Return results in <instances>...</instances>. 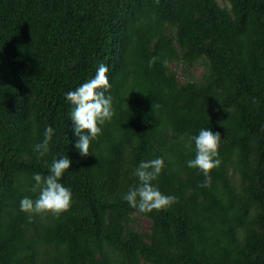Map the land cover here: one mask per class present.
<instances>
[{
    "label": "trees",
    "instance_id": "obj_1",
    "mask_svg": "<svg viewBox=\"0 0 264 264\" xmlns=\"http://www.w3.org/2000/svg\"><path fill=\"white\" fill-rule=\"evenodd\" d=\"M100 64L115 116L83 157L66 93ZM202 128L221 133L210 187L187 164ZM61 155L71 209L30 220L20 201ZM160 157L177 202L140 213L122 196ZM0 264H264V0H0Z\"/></svg>",
    "mask_w": 264,
    "mask_h": 264
},
{
    "label": "clouds",
    "instance_id": "obj_2",
    "mask_svg": "<svg viewBox=\"0 0 264 264\" xmlns=\"http://www.w3.org/2000/svg\"><path fill=\"white\" fill-rule=\"evenodd\" d=\"M157 59L155 56L152 57L148 66L151 68ZM108 74L109 68L100 64L93 78L82 83L75 90L66 93L67 101L73 106L70 115L71 120L74 121L75 134L78 137L75 147L83 157L92 154L90 152L91 142L99 140L103 126L111 122L115 116L113 97L110 94L106 95L111 88ZM53 132L51 126L46 127L43 141L34 145V151L40 157L48 153ZM191 139L195 142L196 155L194 159L187 162L188 167L197 168L203 173L205 180L201 187H210L211 171L219 167L221 163L218 159L221 133L214 132L210 128H202L199 134ZM71 165L72 160L69 156L61 155L59 158L53 159L48 175L34 174L35 185L32 191L37 193L36 199L26 196L20 201V210L28 214L30 220L35 216L46 219L48 215L59 218L71 209V189L60 182ZM164 167L163 157L142 161L134 173L139 179V186L133 187L123 194L122 199L140 213L170 209L177 202V198L163 194L153 184Z\"/></svg>",
    "mask_w": 264,
    "mask_h": 264
},
{
    "label": "rangeland",
    "instance_id": "obj_3",
    "mask_svg": "<svg viewBox=\"0 0 264 264\" xmlns=\"http://www.w3.org/2000/svg\"><path fill=\"white\" fill-rule=\"evenodd\" d=\"M171 66L173 70L177 72L181 81H185L189 77V73L195 75L196 77H200L204 70V66L202 64L185 67L183 64L172 63ZM134 225L140 231H149L151 220L147 217H137V221Z\"/></svg>",
    "mask_w": 264,
    "mask_h": 264
}]
</instances>
